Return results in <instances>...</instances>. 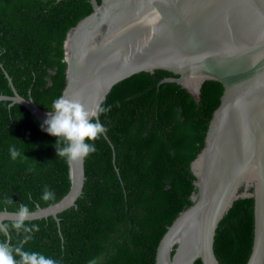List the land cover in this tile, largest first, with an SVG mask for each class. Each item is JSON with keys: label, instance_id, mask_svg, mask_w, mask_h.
Wrapping results in <instances>:
<instances>
[{"label": "trees", "instance_id": "trees-1", "mask_svg": "<svg viewBox=\"0 0 264 264\" xmlns=\"http://www.w3.org/2000/svg\"><path fill=\"white\" fill-rule=\"evenodd\" d=\"M100 0H97L99 3ZM89 0H0V95L16 92L51 110L65 87L63 42L89 15ZM154 84L137 77L117 101L149 94ZM223 87L206 81L196 100L187 90L165 89L132 105L110 110L99 122L108 131L85 159V183L73 210L26 222L25 233L8 224L0 242L41 252L58 264H155L158 243L196 193L190 163L203 148ZM56 138L27 112L0 106V212L45 208L67 194L68 179L55 171ZM21 156L13 160L9 149ZM25 158H24V156ZM31 169V171H30ZM47 186L55 194L45 202ZM247 236L233 223L218 243L219 264H246Z\"/></svg>", "mask_w": 264, "mask_h": 264}, {"label": "water", "instance_id": "water-1", "mask_svg": "<svg viewBox=\"0 0 264 264\" xmlns=\"http://www.w3.org/2000/svg\"><path fill=\"white\" fill-rule=\"evenodd\" d=\"M92 11L63 42V96L87 109H113L165 89L187 90L196 100L206 81L223 87L203 148L190 163L196 193L160 239L155 264H219L218 243L235 223L247 236L246 264H264V0H89ZM155 86L144 97L117 101L137 77ZM0 106L28 113L39 126L48 111L20 96ZM110 109V110H107ZM63 145V142L61 146ZM67 194L30 212L26 222L74 209L85 183V159L68 162L54 152ZM16 212H0V225Z\"/></svg>", "mask_w": 264, "mask_h": 264}, {"label": "clouds", "instance_id": "clouds-1", "mask_svg": "<svg viewBox=\"0 0 264 264\" xmlns=\"http://www.w3.org/2000/svg\"><path fill=\"white\" fill-rule=\"evenodd\" d=\"M103 111L105 109L99 106L94 109H87L79 100L68 99L63 95L55 99L52 102L51 110H48L50 118L44 122L42 130L56 138L54 147L57 156L65 158L68 162H77L95 153V141L108 131L104 125L97 122L98 114ZM62 142L63 145L61 146ZM9 153L13 160L22 155L14 146L9 149ZM42 199L45 202L54 200L55 194L45 186ZM15 216L16 219L12 228L18 232L20 230L25 233L39 231L38 226L31 228L25 226V220L30 217V210L27 206L20 205ZM8 228V224L0 225V234L6 236ZM31 239V235H25L23 241L15 247L0 242V264H58L57 260L41 252L25 250L24 244ZM88 264H97V261L92 259Z\"/></svg>", "mask_w": 264, "mask_h": 264}]
</instances>
